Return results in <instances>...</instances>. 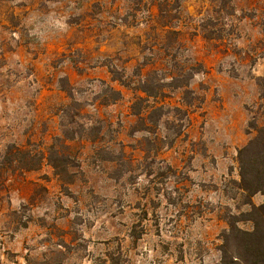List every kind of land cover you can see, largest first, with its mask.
Listing matches in <instances>:
<instances>
[{
  "label": "rangeland",
  "instance_id": "374dc122",
  "mask_svg": "<svg viewBox=\"0 0 264 264\" xmlns=\"http://www.w3.org/2000/svg\"><path fill=\"white\" fill-rule=\"evenodd\" d=\"M259 126L264 0H0V264H221Z\"/></svg>",
  "mask_w": 264,
  "mask_h": 264
},
{
  "label": "trees",
  "instance_id": "16d2710c",
  "mask_svg": "<svg viewBox=\"0 0 264 264\" xmlns=\"http://www.w3.org/2000/svg\"><path fill=\"white\" fill-rule=\"evenodd\" d=\"M255 129L254 136L238 149L239 189L246 194L250 210L245 218L251 221V230H243L231 223L224 232L221 245V264H247L251 251L264 257V126ZM263 195L259 205L251 203V196Z\"/></svg>",
  "mask_w": 264,
  "mask_h": 264
}]
</instances>
